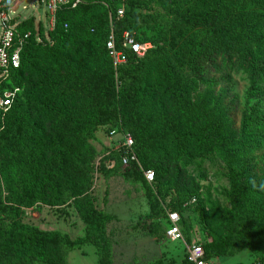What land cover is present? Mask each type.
I'll list each match as a JSON object with an SVG mask.
<instances>
[{
	"label": "trees",
	"instance_id": "obj_1",
	"mask_svg": "<svg viewBox=\"0 0 264 264\" xmlns=\"http://www.w3.org/2000/svg\"><path fill=\"white\" fill-rule=\"evenodd\" d=\"M95 1L108 4L112 15L109 28L106 26L105 29L97 30V24L87 27L73 24L79 12L99 7L96 3L88 7L80 5L75 9H64L59 13L57 27L52 34L54 44L49 46L28 41L21 54L20 68L13 73V82L18 80V85H25V73L35 70L40 60L44 61L47 68L39 73L40 81L37 85L26 86L28 88L24 95L29 99L34 94L43 93L49 98L43 103L42 113L51 122V130L57 138L55 136V140L44 142L33 140L37 128L24 125L21 105H16V102L3 119L0 113V153L3 157L2 185L0 183V264H19L18 259L23 257L39 260L43 264H66L68 253L84 245L95 248L98 264H112L111 244L105 232V224L111 217L95 211L89 196L85 194L90 181L85 141L97 125L118 120L133 138L144 130L140 119L146 105V97L142 93L145 87L143 66L149 60H152L157 70L174 113L198 140L200 155L205 157L214 154L228 168L230 208L224 210L219 219V223L227 229L228 240L219 244L217 241L211 251H206L197 240H188L186 243L201 244L207 260L232 256L247 246L251 247L259 239L264 227V205L258 207L255 201L245 169L244 149L230 129L229 119L221 105V94L214 97L206 90L197 94L196 103L192 101L190 93L196 91L195 78L205 72V64L215 57H241L239 61L243 62V66L250 67L252 75L260 67L254 51L260 43V37L264 35V12L256 10L264 11V0H174L173 4L170 0H161L164 8L172 11L180 25L183 43L181 47L174 48L157 46L140 60L127 53V62L119 66L121 72L118 88L113 78L98 84L86 82L85 73L65 58H62L59 72L48 70V65L60 61L67 35L74 31L89 40L82 49L84 58L91 62H107L112 71V62L105 44L110 29L117 40L127 31L123 24L127 13L124 12L121 18L117 17L122 0ZM92 27L94 31L96 29V34L90 32ZM184 70L192 71L194 78H184ZM88 95L101 102L100 109L93 106V112L88 114L87 118L91 114L95 117L90 122L78 119L71 110H64L61 115L60 110L50 103L52 99L71 100L75 97L85 101L84 97ZM60 121L63 124L62 130L59 129ZM75 141L77 146L81 145L82 151L78 150ZM140 150L141 145L133 142V151ZM122 151L123 148L117 155L119 163ZM151 151L160 155L158 146ZM3 192H6L7 198L3 199ZM46 193L53 205H61L75 196L84 195L77 205L78 213L86 225L84 236L71 239L58 231H41L17 220L20 208L30 207L43 200ZM191 196L189 194V198ZM7 215L10 218H6ZM167 226L168 221L165 231Z\"/></svg>",
	"mask_w": 264,
	"mask_h": 264
},
{
	"label": "rangeland",
	"instance_id": "obj_2",
	"mask_svg": "<svg viewBox=\"0 0 264 264\" xmlns=\"http://www.w3.org/2000/svg\"><path fill=\"white\" fill-rule=\"evenodd\" d=\"M173 1L170 0L172 4ZM94 3L99 7L79 12L74 25L87 27L97 24V30L105 29L106 26L109 28L112 15L108 4L87 0L83 5L88 7ZM119 8L127 13L123 19L126 30L137 40L150 42L152 49L157 46L181 47L183 31L172 11L165 9L161 0H122ZM37 11L33 0H26L20 5L18 13L25 19L31 18ZM256 11L264 12L261 9ZM95 31L93 28L90 32L96 34ZM260 38L254 51L260 67L253 75L250 67L243 66V62L239 61L241 57H215L205 64V72L195 78L196 91L190 93L193 102H196L198 93L206 90L214 97L221 94V105L229 119L230 129L244 149L245 169L258 207L264 205V188L261 187L264 185V35ZM88 42L86 37L70 32L60 61L48 65V70L59 72L62 58H65L85 73L86 82L98 84L113 78L118 88L121 69L119 66L115 68L112 63L110 71L107 62L87 61L82 49ZM46 68L44 61L40 60L35 70L25 73V85H18V80L13 82V79L8 83V88L18 87L20 90L15 102L21 105L24 125L37 128L32 136L37 142L55 140L51 122L42 113L43 103L49 98L42 93L26 99L24 94L30 84H38L39 73ZM143 70L145 87L142 93L146 97V105L140 119L144 130L133 138L122 128L120 120L100 124L93 129L85 141V154L90 166V181L85 194L89 196L95 211L111 217L105 224V232L111 244L112 264H149L155 261H161L162 264H189L185 259L184 244L171 242L166 237L167 214L172 210L179 214L185 244H188V240H197L206 251H211L217 241L218 244L227 241V229L219 223V219L222 212L230 208L228 168L214 154L205 157L200 155L198 140L171 108L152 60L145 63ZM183 74L187 80L194 78L190 70H184ZM84 98L85 101L78 97L71 100L52 99L50 103L60 110L61 115L64 110H71L78 119L90 122L95 117L91 114L87 118L88 114L93 112V106L100 109L101 102L92 99L91 95ZM59 129H63L62 121L59 122ZM126 135L132 138L134 144H140L142 150L133 151L137 153L134 165L123 167L117 155ZM75 145L82 151L77 141ZM156 146L160 155L151 151ZM2 169L3 157L0 153L1 185ZM146 170L154 172L152 182H145L143 173ZM1 189L4 191L3 186ZM189 194H192L190 198ZM83 196L53 205L46 193L43 200L30 207L20 208L17 220L41 231H58L71 239L82 237L86 225L78 213L77 205ZM2 197L7 198L6 192H3ZM250 246L232 256L214 257L209 263L264 264V227L259 239ZM18 262L43 264L25 257L18 259ZM66 264H98L95 248L84 245L69 252Z\"/></svg>",
	"mask_w": 264,
	"mask_h": 264
},
{
	"label": "built area",
	"instance_id": "obj_3",
	"mask_svg": "<svg viewBox=\"0 0 264 264\" xmlns=\"http://www.w3.org/2000/svg\"><path fill=\"white\" fill-rule=\"evenodd\" d=\"M25 1L0 0V113L2 119L12 108L20 91L18 87L8 88V85L13 73L20 68L21 54L27 42L33 40L37 44L53 45L52 34L56 30L59 13L64 9H75L87 0H33L38 11L31 18L23 19L18 12L20 5ZM123 14L124 11L118 9L117 17L121 18ZM105 46L115 68L127 62V53L133 54L135 59L140 60L152 49L150 42H139L127 31L123 32L117 40L112 29ZM121 148L123 151L119 155V160L123 167L137 162L133 152V140L129 135L124 136ZM143 175L147 182H152L154 179V173L151 170L145 171ZM167 221L166 237L171 242L184 244L186 261L189 264H210V259H205L201 244L184 243L179 214L169 212Z\"/></svg>",
	"mask_w": 264,
	"mask_h": 264
},
{
	"label": "clouds",
	"instance_id": "obj_4",
	"mask_svg": "<svg viewBox=\"0 0 264 264\" xmlns=\"http://www.w3.org/2000/svg\"><path fill=\"white\" fill-rule=\"evenodd\" d=\"M261 187L264 188V185H262Z\"/></svg>",
	"mask_w": 264,
	"mask_h": 264
}]
</instances>
